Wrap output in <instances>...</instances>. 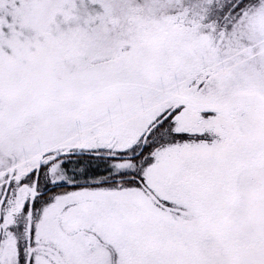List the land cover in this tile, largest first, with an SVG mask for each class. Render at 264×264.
<instances>
[{
  "label": "snow or ice",
  "instance_id": "snow-or-ice-1",
  "mask_svg": "<svg viewBox=\"0 0 264 264\" xmlns=\"http://www.w3.org/2000/svg\"><path fill=\"white\" fill-rule=\"evenodd\" d=\"M0 264H264V0H0Z\"/></svg>",
  "mask_w": 264,
  "mask_h": 264
}]
</instances>
